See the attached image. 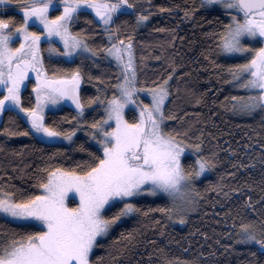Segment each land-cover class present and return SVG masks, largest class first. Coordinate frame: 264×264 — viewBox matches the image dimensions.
<instances>
[{
    "label": "snow or ice",
    "instance_id": "obj_1",
    "mask_svg": "<svg viewBox=\"0 0 264 264\" xmlns=\"http://www.w3.org/2000/svg\"><path fill=\"white\" fill-rule=\"evenodd\" d=\"M5 4L16 5L23 20L16 23L15 17L0 15V92L3 93L0 116L11 113L9 120L26 121L29 128L23 134L32 135L42 143L72 141L77 129L64 131L54 119L48 122L45 110L56 111L59 101L68 98L83 118L86 106L80 96L81 72L77 66L74 71L65 69L63 74L50 76L44 67L41 43L47 42L49 52L57 53V58L68 63L81 56H98L99 51L89 46L83 30L72 31L73 23L80 19L81 13L93 12L111 42L117 39V33L112 31L115 19L131 14L137 5L131 0H0V5ZM205 5H222L230 17L215 33L218 49L232 59L251 57L227 65L230 82L244 94L226 100L231 101L233 111L241 114L264 112V0H201V6ZM50 10L59 14L50 15ZM191 14L185 9V18ZM85 19L89 24L93 22L88 17ZM148 19L141 11L136 15V25ZM54 38L62 42L63 53L52 44ZM14 39L20 40L19 46H13ZM245 39L249 42L245 43ZM104 51L115 58L120 77L114 86L117 91L111 97L103 94V100L100 95L88 99L89 104H102L106 113L100 120H94L88 131L100 152L97 154L81 145L89 152V159L68 168H45L37 181L39 191L33 194L17 198L14 192L0 188V217L25 226L39 222L37 226L42 228L14 232L6 240L0 239V264H101L102 258L93 259L98 238L108 236L122 217L141 212L148 216L154 211L133 202L142 193L166 196L171 207L159 206V211L181 222L186 218L184 213L195 209L199 202L201 193L194 181L215 168V153L211 154L213 158L200 154L203 133L198 143L190 144L188 129L167 128V121L174 118L173 114H166L173 73L154 87L141 89L137 87L131 36L126 41L120 39L104 46ZM30 72L35 73L36 82L32 84L35 104L25 107L21 92L30 82ZM142 91L150 93V103L137 100ZM129 106L138 112L131 119L125 115ZM0 131L19 134L9 128ZM186 150L195 156L188 165L182 160ZM213 187L222 192V184ZM232 191L240 189L223 195L230 198ZM69 193L78 196V202L71 206ZM245 203L252 204L251 197ZM117 205L122 207L106 215ZM232 226L237 230V243L255 249L250 251L253 259L248 264H264V217L239 224L234 219ZM132 238L133 233L129 232L127 236L121 234L118 240Z\"/></svg>",
    "mask_w": 264,
    "mask_h": 264
},
{
    "label": "trees",
    "instance_id": "obj_2",
    "mask_svg": "<svg viewBox=\"0 0 264 264\" xmlns=\"http://www.w3.org/2000/svg\"><path fill=\"white\" fill-rule=\"evenodd\" d=\"M131 2L137 5L135 11L119 15L114 27L119 39L132 38L139 83L153 87L173 73L166 114H173L174 118L167 121V128L188 129L190 144L198 143L203 133L200 154L213 158L211 154L215 153L216 166L195 181L201 196L183 223L173 224L159 211V206L169 207L166 198L136 199L134 203L154 211L148 216L142 212L133 213L119 221L108 236L98 240L93 259L102 258L101 264H183L184 261L191 264H248L253 259L250 251L255 249L237 243V230L232 224L234 219L239 224L264 217V112L241 114L233 111L231 101L226 100V97L241 95L230 82L227 65L245 60L223 56L217 47L215 33L229 22L228 12L201 6V0ZM185 9L192 13L187 18ZM141 11L149 19L137 26L136 15ZM0 15L15 17L16 23L23 20L14 4L4 6ZM85 17L93 22L89 24ZM81 30L89 46L99 51L96 57L101 60L90 55L92 57H78L68 63L48 57L42 46L41 52L50 76L79 67L82 76L80 96L89 107L83 121L91 126L104 114L100 105L89 104V97L100 95L101 100L103 94L111 97L120 70L112 63L102 61L107 40L91 13H81L80 19L73 23V32ZM32 84L30 79L27 88L21 92L25 107L34 105ZM74 114L76 111L64 107L49 113L47 120L51 123L54 119L59 128L68 131L76 127ZM10 115L13 114L1 116L0 130L9 128L19 134L8 135L0 131V188L14 192L17 198L39 191L37 181L44 175L45 168H68L88 160L89 152L81 145L97 154L100 152L83 133L77 134L70 144L42 143L32 135H24L28 129L26 123L15 118L9 120ZM127 117H133L131 111L127 112ZM194 159L190 153L182 158L185 165ZM217 184L223 185L222 192L213 187ZM236 188L240 191H232L230 198L223 195ZM249 197L252 204L245 203ZM119 207L121 205L109 209L106 215ZM37 225L25 226L0 217V239L6 240L14 232L42 230ZM129 232L133 233L131 240H118L121 234L127 236Z\"/></svg>",
    "mask_w": 264,
    "mask_h": 264
},
{
    "label": "rangeland",
    "instance_id": "obj_3",
    "mask_svg": "<svg viewBox=\"0 0 264 264\" xmlns=\"http://www.w3.org/2000/svg\"><path fill=\"white\" fill-rule=\"evenodd\" d=\"M8 4H5V5H0V11L3 9V7L4 6H7ZM205 7H209V8H216V9H220V10H222V11H224V12H227V11H225V9L223 8V6L222 5H213V6H206L205 5ZM60 10H62V9H60ZM18 12L20 13V11H19V9H18ZM89 13H91V15H92V17L94 18V20L95 21H97V19L98 18H95V14L93 13V12H89ZM21 14V13H20ZM59 14V11H51L50 10V15H58ZM233 14H235V13H233ZM22 15V14H21ZM23 17V16H22ZM228 18L230 19V17H229V14H228ZM242 18V17H241ZM38 30H42V29H38ZM100 30H103V28L100 26ZM112 31L114 32V33H116V30H115V27H114V24H113V26H112ZM103 32H104V30H103ZM104 34H105V37H106V40H107V46H111V44L112 43H117L120 39L118 38V35H117V39L116 40H113V41H109L108 40V38H107V34L104 32ZM52 44H54L57 48H59L60 49V53H63V51H64V49H63V47H62V42H60L59 41V39L58 38H54L52 41ZM249 42V40H247V39H245V43H248ZM42 50H45V53L46 54H48V53H51V52H49V45H48V43L47 42H44V41H42ZM255 47H259L260 45L259 44H255L254 45ZM104 54H103V57H102V61H104V62H109V63H112L114 66H116L118 69H119V67H118V65H117V62H116V60H115V58L114 57H111L108 53H106L105 51L103 52ZM222 53V55L223 56H226V57H229L228 56V54H226V53H223V52H221ZM127 54L125 53V56H126ZM133 55H134V53H133ZM87 56H90V55H87ZM83 56H81V57H79V58H82ZM90 57H92V56H90ZM94 57V59H98V61L99 60H101V58L100 57H96V56H93ZM78 58V57H77ZM77 58H75V59H77ZM242 58H245V59H250L251 57H250V55L249 56H244V57H242ZM74 59V60H75ZM135 59V58H134ZM64 60V59H63ZM135 64H136V62H135ZM136 68H137V65H136ZM138 71V70H137ZM35 76V73L34 72H30V78H32L33 79V76ZM137 75H138V72H137ZM118 77H120V74L118 75ZM117 77V78H118ZM118 81H116V83H117ZM116 85V84H115ZM81 86H82V79H81V83H80V88H81ZM137 87H139V88H141V89H147V88H150L151 86H145V85H141V83H138V85H137ZM154 87V86H153ZM115 91H117L116 89H115ZM240 92H241V95H243L244 94V92H243V90H239ZM32 93H33V98H34V104H35V92H34V90H33V88H32ZM0 94H3V93H1L0 92ZM118 94V93H117ZM137 100H141V101H143L144 103H150L151 102V97H150V93H147L146 91H142L138 96H137ZM67 103H69L68 101H67V98H65V99H62V100H60L59 101V103H58V105H56L55 106V108H56V111H54V112H58V111H60L64 106H66L67 105ZM96 105H100V107H101V109H102V111H103V117H105L106 116V113H105V111H104V106L102 105V104H99V103H96ZM88 110H89V107H85V111H84V113H83V118H81V116L80 115H78V111L76 112V114H74V119H75V121H76V127H75V129H77V131H76V134H75V136L77 135V134H79V133H83V134H85V135H87L88 137H89V134H88V131L90 130V128H91V126H88V125H85V122L83 121V119H84V117H85V113H87L88 112ZM128 111H131V113H132V116H134V115H138V112H136V111H134V106H129L128 108H126L125 109V115L127 116V112ZM54 112H50V111H48L47 109L45 110V118H46V120H47V116H48V114L49 113H54ZM0 120H1V116H0ZM24 121V120H23ZM25 123H26V125H27V127L29 128V125H28V123L26 122V121H24ZM110 123V125L111 126H114V124H112V122H109ZM78 124L80 125L79 127H77L78 126ZM74 136V137H75ZM74 137H73V139H74ZM89 139H90V141H91V143H93L95 146H97L98 148H99V146H98V144H97V142L95 141V140H92L90 137H89ZM72 141H68V140H61V142H59V143H56V144H70ZM186 153H190V154H192L191 152H190V150H186ZM183 158V157H182ZM208 171H206L205 172V174L207 173ZM205 174H203V175H205ZM202 175V176H203ZM202 176H200V177H202ZM200 177H198V178H196L195 179V181L196 180H198ZM195 181H194V183H195ZM143 197H164V198H166L167 199V197L166 196H164V195H161V194H157V195H151V194H149V193H147V192H145V193H142L140 196H138L136 199H139V198H143ZM135 199V200H136ZM134 200V201H135ZM133 201V202H134ZM167 201H168V199H167ZM78 202V196H75V197H73V194L72 193H69V203H70V206L71 205H74L75 203H77ZM169 202V201H168ZM121 207H122V205H121ZM169 207H171V205H170V203H169ZM192 211H189V212H186V213H184V215H185V217L188 215V214H190ZM130 216V215H129ZM126 217H128V216H126ZM126 217H122L121 218V220H123V219H125ZM186 219V218H185ZM120 220V221H121ZM11 221V220H10ZM185 221V220H184ZM119 222V221H118ZM117 222V223H118ZM170 222H172L173 224H181V223H183V222H181L178 218H170ZM36 224H39V222H36ZM100 239H102V238H98V240H100Z\"/></svg>",
    "mask_w": 264,
    "mask_h": 264
},
{
    "label": "crops",
    "instance_id": "obj_4",
    "mask_svg": "<svg viewBox=\"0 0 264 264\" xmlns=\"http://www.w3.org/2000/svg\"><path fill=\"white\" fill-rule=\"evenodd\" d=\"M19 43H20V40L19 39H14V42H13V46L14 47H17L19 46ZM48 57H51V58H54V59H58V54L55 53V52H51V53H48L47 54ZM33 76V75H32ZM32 79V78H31ZM36 82L35 80V76H33V84Z\"/></svg>",
    "mask_w": 264,
    "mask_h": 264
},
{
    "label": "flooded vegetation",
    "instance_id": "obj_5",
    "mask_svg": "<svg viewBox=\"0 0 264 264\" xmlns=\"http://www.w3.org/2000/svg\"><path fill=\"white\" fill-rule=\"evenodd\" d=\"M30 79H31V78H30ZM32 80H33V79H32ZM1 93H2V92H1ZM67 101H68L69 103H67V105L64 106V107L71 108L72 110H74V111L77 112V110L73 109V103H72L70 100H68V98H67ZM64 107H63V108H64Z\"/></svg>",
    "mask_w": 264,
    "mask_h": 264
},
{
    "label": "water",
    "instance_id": "obj_6",
    "mask_svg": "<svg viewBox=\"0 0 264 264\" xmlns=\"http://www.w3.org/2000/svg\"><path fill=\"white\" fill-rule=\"evenodd\" d=\"M73 109H75V110H78L77 108H76V106H75V104L73 103Z\"/></svg>",
    "mask_w": 264,
    "mask_h": 264
}]
</instances>
